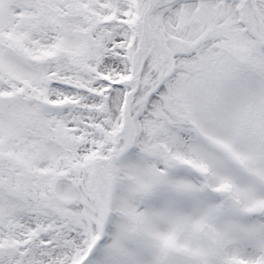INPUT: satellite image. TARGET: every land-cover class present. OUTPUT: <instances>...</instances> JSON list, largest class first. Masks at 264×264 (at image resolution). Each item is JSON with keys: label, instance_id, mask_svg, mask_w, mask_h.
Here are the masks:
<instances>
[{"label": "snow or ice", "instance_id": "obj_1", "mask_svg": "<svg viewBox=\"0 0 264 264\" xmlns=\"http://www.w3.org/2000/svg\"><path fill=\"white\" fill-rule=\"evenodd\" d=\"M0 264H264V0H0Z\"/></svg>", "mask_w": 264, "mask_h": 264}]
</instances>
